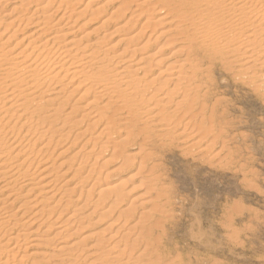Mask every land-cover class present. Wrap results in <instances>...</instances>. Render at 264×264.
Masks as SVG:
<instances>
[{"label":"bare ground","instance_id":"6f19581e","mask_svg":"<svg viewBox=\"0 0 264 264\" xmlns=\"http://www.w3.org/2000/svg\"><path fill=\"white\" fill-rule=\"evenodd\" d=\"M22 1L13 0L12 2L19 4L20 8L15 6L11 9L5 26L0 22V27L1 25L5 27L4 32L6 29L8 31V28L11 29L9 36L12 39L19 37L14 41V45L10 46V49L6 45L12 39L7 38L6 41L0 39V112L4 113L5 108L8 111L12 110L5 112L6 115L9 114L8 117L3 115L0 117V264H15L13 262L17 260L16 264L27 260H33L31 264H155L150 259L147 248L141 253L137 252L142 244L145 245V240L140 241L143 230L140 231L138 227L139 224L141 225L139 221L143 218L147 219L143 216L146 214L148 216V213L143 210L138 213L137 208L132 204L123 207L126 195L121 191V186L98 191L95 207L89 215L87 214L90 219L99 206L103 207L101 212L103 218H109L117 213L116 220L114 219L116 224L114 221L115 225L110 223L111 226H114L112 231L108 226L111 235H108L106 240L91 241L93 237L87 236H82L78 241L68 240L84 230L82 226L75 230V226L81 222L83 217L88 218L87 215L82 218L76 217V213L90 205V199H81L83 191H80L78 197L73 201L67 199L66 203L65 200L66 208L70 206L69 204L82 203L71 215H68L62 222H59L58 218L60 217H57L48 224L46 223L48 220L46 218L51 217V213L61 205L65 192L68 190V193H75L74 189L88 180L90 171L71 190L63 188L64 192L62 186L59 185V180L66 177L65 185L67 186V182H72L76 173L82 169L83 161L75 168V174L71 177V168L54 174L53 172L56 170L54 165L46 164L40 169L39 176L33 178L35 173L31 174V167L34 164V166L41 165L44 160H37L34 156L42 153L52 142V138H49L45 144L40 145L39 149L34 148L42 141L47 132L40 131V129L43 128L47 119L52 122L58 120V118L53 119V115L60 111V107L68 103L73 91L78 90L83 84L88 87L85 92L94 90L95 95L93 101L87 103L86 112L82 118L93 114L92 107L96 102L102 101V110L95 111L97 113L96 120H93L89 126L95 129L100 125L99 133L86 141L81 148L89 144L91 139L97 142L100 137L110 134L119 126L113 117L120 118L123 110L128 108L138 105L147 107V110H138L137 113H142V111L147 113L151 109L156 110L157 108L159 111L152 115L157 120L158 115H161L160 112L164 111L165 113V110H168L167 106L174 103L176 98L173 99V97L179 94L176 91L185 94L183 90L187 86L197 83L196 79L203 71L201 60H208L213 64L220 56L230 59L227 63L228 69L232 68L243 84H254L255 88L259 90L255 79L262 78L264 82V0H126L127 3L124 4V7L116 10V12L119 11V17L125 18L123 26L119 27L122 28L120 30L124 29V36L116 43L110 44L109 48L102 47L104 42L101 39H90V33L77 36V27L73 25L77 20L71 19V14L66 11L69 7L63 10L62 16L55 17L67 0H61L54 10H47L54 0H49L45 5L40 6L36 4L37 2L26 0L28 3L24 4ZM6 2L8 4L11 1L0 0V6ZM31 3L39 7L33 9L31 5V10L29 7ZM2 6L0 10L4 8ZM140 7L144 8L139 10ZM133 10H135L134 13H132ZM137 11L138 14L135 13ZM115 13L113 14L115 15ZM146 14L147 17L143 19L142 16ZM153 16L156 17L153 18ZM139 20H142L141 30L133 31L132 23ZM161 24L165 26V32L160 35H168V41L172 46H177L171 55L179 58L178 61H173L174 65L168 64L167 67L170 66V68L169 72H167L168 68L166 70L167 78H162L165 73H162V76L158 74L155 77H150L152 56L144 53L151 45V38L148 36L151 26ZM30 25H33L32 30L23 34ZM143 38H147L145 43L137 44ZM124 43L126 45L119 53H109ZM131 43L135 44L129 47ZM127 52L131 54L125 57ZM136 53H142V56L133 60ZM118 59L121 61L112 64ZM160 59L158 58V60ZM121 62L125 63L119 66ZM239 62L242 65L241 69H238ZM158 63L161 62L158 61ZM206 68L209 69L210 66ZM9 78L11 79L8 81ZM95 79H99L97 84L93 82ZM61 82L67 83L65 87L76 82L71 86L74 88L67 97L62 95L65 87L57 86ZM198 83L200 82L198 81ZM169 84L172 87L167 89ZM198 86L200 85L193 86L195 88L193 89L196 90ZM183 97L188 96L184 95ZM179 101H176V104L178 103L180 106L181 102L179 103ZM151 102H154V105L151 106L152 108H148L147 105H150ZM43 105L51 107L44 115H42V112L45 111ZM55 105H59L58 108L54 107ZM110 105L116 106L117 109L114 111L113 117L106 115ZM179 106L176 108H182ZM74 112L75 110H72V113ZM158 119L162 130L165 127L162 125H166L164 120L168 119L167 117L163 119L160 116ZM122 125L125 127L120 131V134L124 135V138L118 144L119 146L133 138L138 128L135 120L128 115L122 118ZM166 126L169 127L170 124ZM23 129L24 133H21ZM199 131L201 132V130ZM79 137L80 134L77 136V140ZM101 150L103 151L102 147ZM91 151L89 150L88 153ZM113 154L114 156L118 154L115 148ZM135 155L138 154L125 157L128 160L125 165L130 166V169L133 166L129 165L131 162L129 159H134ZM64 164V161L61 162L58 165L59 168ZM67 178L69 179L67 180ZM18 192L23 194L20 195ZM87 194V198H89L92 192L87 190ZM19 201L21 203H18ZM139 206L143 207V202ZM29 213L31 217L26 218L25 215ZM60 213L63 214L61 211ZM60 213L59 215H62ZM137 214L139 221L134 223ZM17 215L21 217L13 222L14 218L18 217ZM31 226H33L32 229H30ZM54 226L55 233L50 236H39V233L50 232ZM19 227H23L22 230H27L11 233ZM9 233L11 234L8 235ZM5 236L8 237L3 241ZM56 240H59V243L52 249V254L34 253L36 248H43L45 245L48 247ZM89 241L90 243H88ZM155 242L157 241L155 240ZM23 250L24 253L20 255L19 252ZM156 252H158L159 258L168 259L165 264H175L176 261L170 260V255L164 250ZM17 254L19 255L17 256ZM38 257H43V259L36 261L35 259Z\"/></svg>","mask_w":264,"mask_h":264},{"label":"rangeland","instance_id":"374dc122","mask_svg":"<svg viewBox=\"0 0 264 264\" xmlns=\"http://www.w3.org/2000/svg\"><path fill=\"white\" fill-rule=\"evenodd\" d=\"M12 1L9 0L10 3L8 4L7 2L2 3L4 6L1 5L4 8L0 10V22L4 26L10 17L11 9L15 6L20 8L19 4ZM23 1L24 4L29 1L37 2L36 4L40 6L45 5L49 0ZM60 1L54 0L50 6L48 4L47 6L50 8H47V10L56 9ZM125 1L67 0L55 17L62 16L63 10L69 7L66 11L71 14V19L77 20L75 23L78 26L73 24L77 27V36L90 33V39H101L104 42L102 47L109 48L110 44L116 43L124 36V29L120 30L122 28L119 27L123 26L125 18L119 17V11L116 12V10L124 7V4L127 3ZM5 4L7 5L5 6ZM33 4L31 3L29 6L31 10L32 6L33 9L39 7ZM144 7H140L139 10ZM79 11L82 13L78 14ZM135 13L138 14V11ZM145 17H147V14L142 16L143 19ZM121 18L124 20L122 21ZM132 25L134 26L133 31L136 29L141 30L142 20L135 21ZM4 26L1 25L0 33L5 28ZM32 26L30 25L23 34L30 32ZM164 29L165 26L162 24L159 26L152 25L148 35L151 38V45L144 53L152 56L150 59L152 64L150 77H155L158 74L162 76L161 74L165 73L166 75L163 74L162 78H167V72L170 68V66L167 67L168 64L174 65L179 60L178 57L171 55L177 46H172L168 41V35H160L165 32ZM4 31L0 35V39H4L3 41H6L7 38L12 39L9 36L11 35V29L8 28V31L7 29L6 32ZM17 39L19 37L12 39L6 47L10 49V46L14 45V41ZM146 40L147 38H143L137 44H144ZM134 44H129V47ZM124 45L126 44H121L119 48L111 50L109 53H119ZM130 54V52H127L124 56ZM141 56L142 53H136L133 60ZM167 57L169 58L167 59ZM158 58L165 59V61L158 60ZM157 60L161 63L159 64ZM229 60V58L222 56L215 60L213 64L208 60H201L203 71L196 79L200 83L196 81L198 84L192 83L187 86L183 90L185 94L176 91L179 94L174 96V93L172 95V97L174 96L173 99L176 98L174 103L169 104L167 106L168 110H165V113L164 111L160 112L161 115L156 118L159 120V116L163 119L167 117L168 120H164V122L166 125L170 124V126L162 125L166 129L168 128L167 130L164 129L165 127L161 130V123H158L159 121L152 117L154 112L159 111L157 108L156 110L151 109L147 113L142 111V114L137 113L138 110L147 107L138 105L123 110L121 117L118 118L113 117L114 111L117 110L116 106L110 105L106 115L116 119L119 126L112 130L110 134L100 137L97 142L91 139L92 141L90 140L84 148H81L84 143L96 136L101 129L100 125L95 129L89 126L93 123V120H96L95 115L97 113L95 111L102 110V101L94 103L95 105L92 107L93 114L83 119L82 115L86 112L87 103L93 101L94 90L85 92L88 88L84 86L85 84L81 85L82 87L80 86L78 90H74V93L70 96L71 99L67 101L68 103L60 107V111L53 115V119L58 118V120L52 122L47 119L43 128L40 129V131L47 132L42 141L34 148L39 149L40 145L45 144L49 138H52V142L42 153L34 156L37 160H44L41 165L34 166V164L31 167V174L35 173L32 177L37 178L40 169L46 164H50L54 165V169H56L53 172L54 174L71 168V177L75 174V168L83 161L82 169L76 173V177L72 182H67L66 186V177H62L59 180V185L62 186L64 192L66 188L71 190L90 171L89 178L74 189L75 193L73 189V193H68V190L65 192V198L63 197L61 205L51 213V217L46 218L48 219L46 223L48 224L57 217H60L58 218L59 222H62L68 215H71L77 209L76 207L82 203L69 204L70 206L66 208L65 200L66 203L68 200L73 201L78 197L80 191H83L81 199H90V205L82 209L83 211L76 213L77 218H82L91 213L93 207H95L94 204H96L98 191L121 186V191L126 195L123 207L132 204L137 208L138 213H141L142 210L148 213V216L147 214L143 216L147 219H142L141 216V219L145 220L144 222L141 219V221L138 220L137 214L134 223L136 221L141 222V225H138L140 231L143 230V232L141 231L140 241L145 240V245L142 244L137 252L141 253L147 248L149 250L147 251L148 255L153 263L165 264V262H168V259L159 258L158 252H156L164 250L170 255V260L176 261L175 264H264V82L262 78L255 79L259 90L255 88L254 84H243L233 69H228L229 65L227 63ZM119 61L121 60L118 59L112 64ZM156 61L158 64H154ZM124 63L121 62L119 66L124 65ZM238 65V69H241V62ZM209 66L210 68L207 69L206 67ZM167 68L168 71L166 72ZM169 75L171 76V73ZM93 82L97 84L99 79H95ZM66 84V82H61L57 86L63 88ZM73 84H68L64 88L65 91L62 93L64 97H67L68 93L74 88L71 87ZM196 85L201 87L198 86L194 90ZM171 87V84H169L167 89ZM184 95L188 97H183ZM176 101L181 102L182 105L181 103L180 106L178 103L177 105ZM153 105L154 102H151L147 106L152 108ZM43 106L45 111L42 112V115L47 114L49 108H51L49 105ZM58 106L55 105L54 107L58 108ZM178 106L182 108H176ZM6 109H4V113L0 112V117L2 115L8 117L9 114H5L8 111ZM72 110H75V112L72 113ZM174 112L176 113L174 114ZM125 115L133 118L138 128L136 129V135L130 138L129 142L126 141L119 146L118 144L124 138L120 131L125 127L122 125V118ZM81 120L83 121L79 123ZM86 130L88 131L85 133ZM55 131L56 133H54ZM21 133H24V129ZM79 134L80 137L77 140ZM114 148L118 152L115 156L113 154ZM89 150L92 151L88 153ZM134 154L138 155H135L134 159H129L131 160L129 165L133 166L130 169V166L125 165L128 161L125 157ZM63 161L65 162L64 166L59 168L58 165ZM87 190L92 192L89 198H87ZM66 193L70 195L66 196ZM20 201L18 203H21ZM141 202H143V207L139 206ZM102 209V206L96 208L95 214L91 215L90 219L88 215L87 219L83 217L81 222L75 226V230L79 226H82L84 230H81L72 238L66 239L78 241L82 236H87L93 237L91 241L106 240L111 235L114 226H111L110 223H113L117 213L109 216V218L105 216L103 218L101 215ZM59 213L62 215H59ZM20 217H15L13 222ZM25 217L30 218V213ZM114 223L113 225L116 224ZM108 226L111 227V231L108 230ZM22 228L19 227L11 233L19 232ZM25 230H22V232ZM55 231L54 226L50 232L39 233V236H50ZM6 237L8 236H5L2 240L4 241ZM58 243L59 240H56L48 247L45 245L43 248H36L38 251L36 249L33 251L34 253L52 254V249ZM19 253L21 255L24 250ZM168 254L167 256H169ZM42 259L43 257H38L35 260L41 261ZM16 262L18 260L13 263L16 264ZM32 262L33 260H27L21 264H31Z\"/></svg>","mask_w":264,"mask_h":264}]
</instances>
